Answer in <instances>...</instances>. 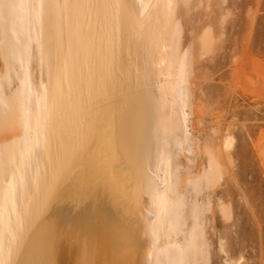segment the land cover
Instances as JSON below:
<instances>
[{
	"label": "bare ground",
	"instance_id": "6f19581e",
	"mask_svg": "<svg viewBox=\"0 0 264 264\" xmlns=\"http://www.w3.org/2000/svg\"><path fill=\"white\" fill-rule=\"evenodd\" d=\"M172 3L10 0L7 7L3 3L0 62L6 70L18 64L25 71L14 96V108L24 126L38 117L43 125L36 126L38 121L29 130L0 136V151L6 144L20 142L26 154L24 178L11 175L18 179L14 186L0 168V264H10L9 260L14 264H126L131 255L125 248L133 247V240L122 243L114 239L118 227L109 223L107 209H102L103 217L92 222L90 219L99 214L90 206L85 218L70 204L72 197L84 195V185L97 187L100 183L112 191L114 203L119 200L124 209L129 199L139 210L136 221L130 220L129 225L135 232L138 221L143 227L140 233L146 232L148 259L157 264H188V253L174 244L176 201L170 212L172 226L160 236L168 206L165 168L178 157L188 128L186 113L181 111L190 92L179 77V69L171 64L178 52L175 37H171ZM35 59L48 78L41 84L45 94L40 103L44 109L56 106L49 117L48 111L43 113L39 107L33 111L37 100L30 66ZM4 72L0 70V81L7 78ZM240 97L241 103H224L217 114L220 166L225 174L222 205L227 200L228 173L235 184L239 182L230 159L241 155L239 168L242 175H250L252 186L259 185L258 171L264 175V93L248 89ZM174 98H179L178 109L173 106ZM245 136L254 148L253 161L244 160L246 149L244 144L239 146ZM261 188L260 195L257 189L248 197L240 193L257 226V248H264V186ZM143 200L150 206L147 213L141 209ZM61 208L71 209L72 217H80H66L69 225L65 227L82 228L87 236L82 238L80 231L73 232L78 229L65 227L69 235L67 231L62 232L65 236L59 235L63 226L55 219L63 217ZM71 231L77 233L76 241ZM28 236L26 248H22ZM70 238L80 241L71 242ZM109 246L111 256L106 251ZM163 246L168 248L164 254Z\"/></svg>",
	"mask_w": 264,
	"mask_h": 264
},
{
	"label": "rangeland",
	"instance_id": "374dc122",
	"mask_svg": "<svg viewBox=\"0 0 264 264\" xmlns=\"http://www.w3.org/2000/svg\"><path fill=\"white\" fill-rule=\"evenodd\" d=\"M9 1L0 0V17L4 13L3 3L7 7ZM170 19V25L173 28L171 37H175L174 47L179 52V56L178 52L175 53L173 57L175 60L172 59L171 64L173 69L174 65L179 69V77L187 84L190 92L183 100L185 107L181 111L186 113L188 128L178 150V157L165 168L168 206L167 213L161 219L163 231L161 230L160 236L172 226L170 212L172 204L176 201L177 204L173 209L175 213L173 229L176 234L174 244L181 252L188 253V264H264V248H257V226L244 203V196L240 194L244 192L248 197L249 192H255L256 189L259 191L256 190L257 194H262L260 189L264 186L263 172H257L259 185L252 186L253 184L248 182L250 175H242L239 168L241 155L238 156L240 158L230 159L239 182L235 184L228 173L227 200L222 205L224 200L220 192L222 193L225 189L222 183V176L224 177L225 174L221 173L217 127V114L222 104L236 101L241 103L240 95L248 89H256L264 93V0H173ZM14 29L17 31L16 28ZM37 61L35 59L31 63L32 67L30 66L35 100L39 103H34L33 111L36 112L39 107L43 113L45 110L48 111L46 117H49L52 116L51 112L56 106L53 105V109L52 107L44 109L45 106L40 103L45 94L42 85L48 78L44 72L40 71L42 70L39 67L40 62ZM3 68L0 62V70H5L4 73L7 76L0 81V136L15 131L20 132L23 129L29 130L40 121L38 117L36 122L33 121L26 126L21 124L19 112L15 111L13 101L20 87L21 74L25 71L18 64H13L8 70ZM13 72H17L20 76H16ZM25 80L28 81L29 77ZM171 88H173L172 85ZM172 103L174 108L178 109L179 98ZM245 107L247 108V105ZM37 124L43 125L41 121L36 123V126ZM31 138L34 144L35 135ZM17 143V145L16 143L15 145L6 144L3 151H0V168L10 180V186H14L18 180L15 175L11 178L12 174H18L24 178L25 173V150L20 142ZM242 144L246 149L244 160H255L254 148L247 136L239 146ZM18 149L23 152H19ZM161 173L163 172L159 174ZM153 191L157 192V187ZM82 192L84 195L80 199L72 197L70 202L71 205H76L81 214L80 217L86 218L88 215V212L85 213L86 208L90 206L99 214L90 219L94 222L99 217H103L102 209L106 208L110 213H106L109 223L118 227L114 235L117 238H113L122 243L133 240V247L125 248L131 255L128 256L130 258H127L126 264H157L155 259H148L146 255L145 243L149 238L145 236V231L142 232L143 234L140 233L143 229L141 224L137 225V221L134 229L135 232L139 230L140 234L130 230L129 223L132 219L136 221L139 210H135L137 207L134 208L129 199L125 200L126 207L123 209L119 200H115L114 203L113 193L104 183H100L97 187L84 185ZM257 194L255 196L259 197ZM37 200L39 201V198L36 199L38 204ZM142 203L141 209L147 213L150 206L146 200ZM38 205L40 208L41 205ZM124 210L126 212H123ZM60 211L63 217L55 219V223H58L60 227L63 226L60 228L62 231H59V235H69L67 230L78 229L73 232L80 231L79 236L82 238L87 236L82 228L65 227L69 225L66 223V217L76 220H80V217H72L71 209L61 208ZM77 233L72 234L74 238H71L77 239ZM1 234L0 229V236ZM67 235L65 239L69 241L70 236ZM23 236L21 235V240ZM28 238L29 236L22 248H26ZM72 239L71 242L76 241ZM189 244L191 248H185ZM111 248L112 246L105 248L110 256ZM167 250L168 248L161 247L162 254ZM13 257L14 254H11L10 258L15 259ZM9 261L10 264H14V260Z\"/></svg>",
	"mask_w": 264,
	"mask_h": 264
}]
</instances>
